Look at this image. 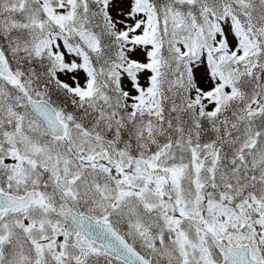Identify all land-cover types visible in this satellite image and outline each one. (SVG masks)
<instances>
[{"label":"snow or ice","instance_id":"obj_1","mask_svg":"<svg viewBox=\"0 0 264 264\" xmlns=\"http://www.w3.org/2000/svg\"><path fill=\"white\" fill-rule=\"evenodd\" d=\"M0 264H264V0H0Z\"/></svg>","mask_w":264,"mask_h":264}]
</instances>
